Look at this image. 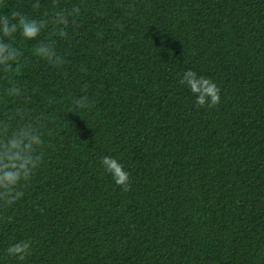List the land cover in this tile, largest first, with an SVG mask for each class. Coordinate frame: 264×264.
Wrapping results in <instances>:
<instances>
[{
    "label": "trees",
    "instance_id": "1",
    "mask_svg": "<svg viewBox=\"0 0 264 264\" xmlns=\"http://www.w3.org/2000/svg\"><path fill=\"white\" fill-rule=\"evenodd\" d=\"M34 2L0 7L46 21L13 41L23 99L0 72V121L26 103L44 141L24 195L0 203V264H264V0ZM57 8L79 10L63 38ZM43 40L62 65L33 54ZM186 69L217 83L218 104H196ZM20 239L25 261L6 255Z\"/></svg>",
    "mask_w": 264,
    "mask_h": 264
},
{
    "label": "clouds",
    "instance_id": "2",
    "mask_svg": "<svg viewBox=\"0 0 264 264\" xmlns=\"http://www.w3.org/2000/svg\"><path fill=\"white\" fill-rule=\"evenodd\" d=\"M4 0H0L3 7ZM33 8L40 7V0H35ZM79 14L78 8L71 10L57 8L50 17L49 23L58 37L67 35L70 18ZM46 21L38 20L23 12L10 9L7 14L0 13V72L8 79L6 94L10 97L23 99V90L11 78V73L20 67L23 52L13 41L19 34L26 41L35 40L45 27ZM37 57L60 66L64 57L58 53L55 40H43L34 48ZM200 106H215L220 101V88L217 83L203 75H198L192 69H186L180 80ZM76 108L87 107V96L76 97L73 100ZM14 122V123H13ZM39 118L33 117L26 103L16 107L10 118L0 121V203L11 205L23 195L26 182L42 162L41 146L44 141L39 130ZM101 166L111 174L115 184L125 190L130 182V173L123 163L114 155H102ZM31 240L20 239L9 245L6 255L15 257L18 261H25L30 255Z\"/></svg>",
    "mask_w": 264,
    "mask_h": 264
}]
</instances>
